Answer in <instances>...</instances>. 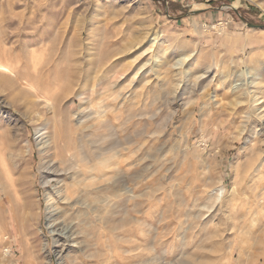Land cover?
<instances>
[{
  "label": "rangeland",
  "instance_id": "obj_1",
  "mask_svg": "<svg viewBox=\"0 0 264 264\" xmlns=\"http://www.w3.org/2000/svg\"><path fill=\"white\" fill-rule=\"evenodd\" d=\"M0 61V264H264V0H0Z\"/></svg>",
  "mask_w": 264,
  "mask_h": 264
},
{
  "label": "bare ground",
  "instance_id": "obj_2",
  "mask_svg": "<svg viewBox=\"0 0 264 264\" xmlns=\"http://www.w3.org/2000/svg\"><path fill=\"white\" fill-rule=\"evenodd\" d=\"M251 1H253V0H251ZM28 50H29V48H28ZM29 54H27V55H29ZM27 55L25 56L23 54V56L25 58L26 57L29 58ZM31 56H30V58H31ZM30 58L28 59V61L30 60ZM63 59H65V58H63ZM34 60L32 59L33 62H34ZM26 62H27V60H26ZM33 62H32V64H33ZM30 64H31V60H30V63L28 65H30ZM38 65H41V63L38 64ZM25 66H27V65H25ZM58 70L59 69H57V73H58ZM23 72H24V70H23ZM0 73H1L2 77L3 78H7V80H10V81H13V82L14 81H17V82L20 81V82L24 83L25 84V88L29 91L28 94L30 96H33V97H35L37 99H43L44 102L46 103L45 105H50V103H49V101H50L49 100V97L47 98V94H46L47 92L38 85L39 83H37V81L36 82L34 81V79H36L34 75L31 74L34 77V79H33L30 74H25V76H23L22 74H18V73H16L15 69H11L8 64L6 65V64H4V62H1V61H0ZM41 74H42V72H41ZM68 85H72V82H71V84H68ZM46 90H48V89H46ZM116 118H118V117H115V122L117 120ZM101 123H98V124H101ZM111 124H113V123L111 122ZM104 126L105 125H103L100 128V126L98 127V125H97V128L94 129V132L93 133H90V134L84 135V136L80 135L82 137L81 138H80V136L78 137L79 139L77 140V143L79 145L76 146V147H75V145H71V143L68 140H65V139L63 140V143L60 146L58 145V143H55L54 144L55 145V148H54V157H53L54 160L51 163L52 166H50L48 164L49 166L45 169L48 174L47 173L44 174V176L46 178V185H49L50 184L51 179L54 177L55 174H56V178L59 177V178H64V180H69V178H70L69 176H71V175L73 176L74 174H76L77 173L76 171L80 168L81 165L82 166L83 165H88V164H90L92 162V160L98 159V158H100V157H102V156L105 155V152H107V150H108V148H106V144H104V143L103 144L102 143H98L97 140H95V138L97 136L99 138H101L104 135L103 131H106L105 128H104ZM105 127H107V126H105ZM108 128H110V127H108ZM115 128H116V126L113 125V127L111 128V132L112 133L113 132L115 133ZM94 136H96V137H94ZM60 142H62V141H60ZM119 143L120 142L116 138L113 141H111V144H112V149L111 150H114V153L115 154L118 152ZM73 146H74V148H73ZM100 160H101V158H100ZM250 165H247V167H249ZM49 172H50V174H49ZM51 174H53V175H51ZM65 188H66V193L68 195L67 196L68 198L65 200L67 202L66 203L63 202V204H68V201L71 198V193L72 192H71V188H68L66 185H65ZM99 191H97V192H99ZM10 202L12 204V210L14 211V214H16L19 210L24 209V204H21L19 202L16 204L12 200H10ZM57 215H59V212L53 214L51 216L52 219L54 218V216L56 217ZM24 216L23 217H21L19 215H18V217L16 216L19 219V221L24 224V225L22 224L23 227L27 226V223H28V219L26 217H24ZM60 224L61 223L56 224V222H54L52 224V226L50 225L51 226V228H50V236L52 238H54L55 240L60 239V238H63V237L65 238V235H66V233L61 232L60 229L59 230H55L56 227L58 225H60ZM25 229H27V228L25 227ZM64 230L66 232L67 229H64Z\"/></svg>",
  "mask_w": 264,
  "mask_h": 264
},
{
  "label": "water",
  "instance_id": "obj_3",
  "mask_svg": "<svg viewBox=\"0 0 264 264\" xmlns=\"http://www.w3.org/2000/svg\"><path fill=\"white\" fill-rule=\"evenodd\" d=\"M251 27H255V26H252V25H251Z\"/></svg>",
  "mask_w": 264,
  "mask_h": 264
}]
</instances>
